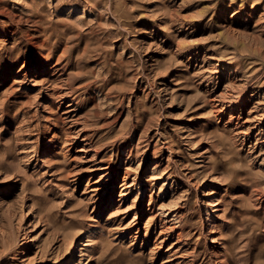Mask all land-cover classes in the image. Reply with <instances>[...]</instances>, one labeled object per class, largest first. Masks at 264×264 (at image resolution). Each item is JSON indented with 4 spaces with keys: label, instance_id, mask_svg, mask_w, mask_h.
Instances as JSON below:
<instances>
[{
    "label": "rangeland",
    "instance_id": "374dc122",
    "mask_svg": "<svg viewBox=\"0 0 264 264\" xmlns=\"http://www.w3.org/2000/svg\"><path fill=\"white\" fill-rule=\"evenodd\" d=\"M71 248L264 264V0H0V264Z\"/></svg>",
    "mask_w": 264,
    "mask_h": 264
},
{
    "label": "bare ground",
    "instance_id": "6f19581e",
    "mask_svg": "<svg viewBox=\"0 0 264 264\" xmlns=\"http://www.w3.org/2000/svg\"><path fill=\"white\" fill-rule=\"evenodd\" d=\"M30 238V237H29ZM29 238H27V236H26V238H25V240H24V244L26 245V246H28L27 245V242L29 241ZM85 238V237H84ZM33 239V238H32ZM30 241H31V238H30ZM78 242V241H77ZM84 241H83V239H82V241L80 240L79 242H78V244L80 245V244H84L83 243ZM74 246L75 245V243H73V244H71V246ZM25 246V247H26ZM76 258H77V255H76V253H75V251H74V248H71L70 249V258H69V261L67 262V263H65V264H75V262H76ZM66 260H68V259H66ZM58 264H64V262H59Z\"/></svg>",
    "mask_w": 264,
    "mask_h": 264
}]
</instances>
